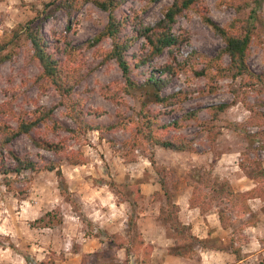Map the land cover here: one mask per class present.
Returning <instances> with one entry per match:
<instances>
[{
	"label": "rangeland",
	"instance_id": "obj_1",
	"mask_svg": "<svg viewBox=\"0 0 264 264\" xmlns=\"http://www.w3.org/2000/svg\"><path fill=\"white\" fill-rule=\"evenodd\" d=\"M50 1L0 0V47L11 38L14 31H21L30 18ZM53 1L55 5L60 0ZM171 1L127 0L115 13L121 15L122 12L130 13L133 9L142 10L143 23L152 24L162 16L164 8ZM219 2L220 0H205V5L208 16L218 24L224 25L235 13L231 7ZM106 22L107 13L91 2H86L74 11L69 25L66 14L61 9L57 10L54 16L47 17L42 22V33L48 39H54L57 45L63 48L67 42L74 45L85 42L101 30ZM174 29L176 33L185 29L188 35L186 41L174 53L176 60H183L191 50L213 55L224 45L221 37L193 13L179 17ZM141 41H137L131 47V52L138 54L144 52L140 47ZM110 44V40L105 39L94 48H84L78 56L84 66L83 71H86L87 67L93 70L78 83L74 95L83 101L87 112L86 119L97 124L115 121L118 112L129 116L133 108H136L134 100L129 96L122 94L120 97L123 98L119 99L120 102L114 103L100 91L101 85L111 84V87L115 88L114 86L122 82L121 71L114 61L99 64L101 57L98 55V50L109 48ZM9 51H11L10 45L0 48V54ZM30 53L29 44L20 40L16 53L0 63V103L10 101L16 113L20 109L32 110L36 106L53 107L54 116L59 124L74 126L65 115V109L58 104L57 93L53 89L40 91L34 84L33 78L38 73L39 67L37 62L29 57ZM58 57L64 59L62 53ZM224 60L227 62V58ZM167 61H169L168 54L163 52L152 61L133 69L132 74L135 79L142 81L148 75L149 69L163 65ZM248 62L254 71H264L263 32L253 37ZM219 84L220 88L216 93H201L204 80L195 78L190 72H182L174 76L163 90V93L167 94L182 89L188 92V97L181 105L166 108L159 116L161 122L180 119L185 112L198 110L197 120H186L178 131H172L191 139L195 152H173L146 145L131 153L121 146L122 141L130 135L125 129L106 133L101 137L97 131H89L75 137L64 128L51 132L43 125L33 131L32 134L40 137L61 141L67 152H81L84 162L74 165L60 155L37 148L29 136L24 134L17 136L10 147L20 156L35 160L40 165L54 162L59 166L73 205L60 195V178L54 172L26 171L14 181L12 188L0 184V264H31L49 257L54 260V264L71 263L73 255L68 252L78 249L80 243L84 242L83 238L93 239L95 243L100 242L104 237L87 236L85 234L87 229L96 232V229L101 227L107 233L122 235L126 217L132 211L138 217L141 212L149 210L158 220L153 212L151 200L154 193L152 191L159 189L160 186L157 182L158 176L148 160L151 151L154 153L157 165L164 168L163 172L168 180L171 195L176 190L188 186V181L191 184L195 183L198 176L207 171H211L212 176L216 178L230 181L234 186L235 183H239L236 180L242 175L238 167L239 161L242 159L244 161V157L248 156L250 159H260L264 162V120L258 121L257 125L261 126L251 125L248 122L250 112L240 102L232 104L212 120L207 107L229 102L233 97L230 92V84H232L230 78L221 80ZM248 99L250 102L264 99V92L261 94L250 92ZM155 108L163 110L160 106ZM261 110H264V107ZM5 119L11 125H16L14 117L5 116ZM208 124L216 125L220 131L213 142H210L205 128ZM256 131H262L260 137L247 136ZM111 182L119 185L120 189L112 190L109 185ZM136 188L143 192H152L149 199L146 201L136 196ZM163 204L161 200V206ZM253 204L255 205L256 202L254 201ZM51 209H59L63 217L61 224L51 228L30 226V221ZM242 221L238 217H234L231 221L230 229L234 235L228 236L227 243L233 238L238 246L243 245L244 264H258L259 260L264 258V247L261 242L257 243L256 239L253 242L248 241L250 239H247L241 231ZM88 222L93 223L94 227H90ZM259 228L263 229V233L264 215ZM9 244H13L14 248L9 247ZM115 249V246L108 248L101 243L95 253L104 254L99 260L113 262L117 254ZM140 251L139 253L146 254L142 249ZM136 252H133L132 260L137 262ZM196 254L191 260L192 263L198 261ZM114 264H134V262L115 261Z\"/></svg>",
	"mask_w": 264,
	"mask_h": 264
},
{
	"label": "trees",
	"instance_id": "obj_2",
	"mask_svg": "<svg viewBox=\"0 0 264 264\" xmlns=\"http://www.w3.org/2000/svg\"><path fill=\"white\" fill-rule=\"evenodd\" d=\"M126 1L60 0L54 5V1L51 0L44 4L41 11H37L36 15L30 18L21 31H14L11 38L1 45L0 48L10 45L11 51L0 54V63L10 59L16 53L20 40L29 44L31 51L29 57L37 62L39 67L38 73L33 78L34 84L40 91L53 89L57 93L58 104L65 109V115L74 126L59 124L54 116L53 107L36 106L32 110L20 109L16 113L10 101L0 103V184L12 188L14 181L26 171L54 172L60 178V195L73 205L65 180L62 179V171L56 163L49 162L40 165L35 160L20 156L10 147L11 142L17 136L24 134L30 137L37 148L60 155L71 164L77 165L84 162L81 152H67L61 141H53L32 134L41 125L46 126L51 132L64 128L75 137L89 131H97L101 137L106 133L125 129L130 135L122 141L121 146L131 153L146 145L173 152H195L191 139L172 131H178L186 120H197V109L185 112L180 119L168 122H161L159 119L166 108L181 105L188 97V92L182 89L163 93L171 79L182 72H190L195 78L204 80L201 93L214 94L219 90L221 80L231 79L232 100L207 107L212 120H215L232 104L240 102L250 112L248 122L253 126H261L257 123L264 120V110H261L264 107V99L250 102L248 94L264 92V71H254L248 58L253 37L261 32L264 33L263 0H220V4L231 7L235 13L233 18L224 25L218 24L208 16L205 0H172L164 8L162 16L152 24L143 23L142 10L133 9L130 13L122 12L121 15H116V10ZM154 1L157 0H150V2ZM86 2H91L107 13V22L91 38L78 45L67 42L63 48H60L54 39H48L43 35L42 22L47 17L54 16L56 11L61 9L65 12L69 25L74 11ZM188 13L198 15L205 25L221 37L224 45L215 54L207 55L191 50L183 60H176L174 53L186 41L188 35L185 29L176 33L174 26L179 17L186 16ZM105 39H109L111 44L109 48L98 50V55L101 57L99 64L114 61L121 71L122 82L114 86L115 88H112L111 84L101 85L100 91L114 103L120 102L119 99L123 98L120 97L122 94L129 96L134 100L136 108H133L129 116L118 112L115 121L108 124H97L86 119L87 112L83 101L75 97L74 90L78 83L93 70L87 67V70L83 71L84 66L78 56L84 48H94ZM140 40H142L140 47L144 52L141 54L131 52V47ZM163 52L168 54L169 61L149 69L148 75L142 81L135 79L132 74L133 69L152 61ZM61 53L64 55L63 60L58 57ZM157 106L162 107L163 110L156 109ZM5 116L14 117L16 125L13 126L6 121ZM205 128L210 142L215 141L220 133L219 128L214 124H208ZM261 132L256 131L247 136L258 138ZM148 160L158 176L157 182L160 186L154 191L153 200L158 199L164 202L162 206L160 205L158 220L174 240L173 245L168 248V253L192 258L199 248L209 246V238H199L192 233L189 224L179 219L178 206L172 202L168 180L163 172L164 168L157 165L152 151L149 153ZM238 166L248 178L253 180L254 187L242 192L235 191L228 180L212 176L211 171L202 172L195 183L191 184L188 181L192 189L189 206L198 208L199 212L204 214L215 204L218 219L224 227L231 225L232 216L240 218L252 213L248 200L259 198L264 201V162L246 156L244 161L243 159L239 161ZM109 185L112 190L120 189L119 185L114 182ZM135 194L144 198L138 188L135 189ZM262 211H264V206H262ZM134 213V211L128 213L123 235L107 233L101 227H98L96 232L87 229L85 234L92 237L104 236L100 242L108 248L114 246L119 249L123 248L126 260L138 249L148 254L151 245L144 243L138 231L137 215ZM254 217L255 215L252 218ZM252 220L250 217L249 222H253ZM62 221L63 217L59 209H51L43 212L29 224L32 227L51 228L61 224ZM88 224L94 227L93 223L88 222ZM9 247L14 248V245L9 244ZM218 249L231 252L236 261L241 260L240 248L234 245L233 238ZM102 257L104 254L83 253L82 264L102 262L114 264L116 261L99 260ZM31 264H54V260L49 257ZM258 264H264V260H260Z\"/></svg>",
	"mask_w": 264,
	"mask_h": 264
},
{
	"label": "crops",
	"instance_id": "obj_3",
	"mask_svg": "<svg viewBox=\"0 0 264 264\" xmlns=\"http://www.w3.org/2000/svg\"><path fill=\"white\" fill-rule=\"evenodd\" d=\"M239 167V166H238ZM240 168V167H239ZM242 175L238 176V182L235 183V186L229 181L235 191H246L255 186L253 180L248 178L244 172L241 170ZM158 189H154L156 191ZM152 191V192H154ZM150 192V191H149ZM143 192L140 190V193L144 195V199H149L150 194L152 192ZM192 189L191 186L188 185L182 190H176L175 193L172 194V202L178 206V217L179 219L191 226V231L193 234L198 236L199 238H209V246L207 248H199L197 250V259L196 263H192V258H187L183 256H175L168 253V248L173 245L174 240L167 233L165 227L161 224L159 220L154 218L151 215L149 210H145L141 212L137 217V227L138 231L142 236L145 244L151 245V250L148 254L139 253L141 249H138L135 256H137V262L132 260L133 253L130 254L128 260H126L125 252L123 248H116V261L129 263L130 261L134 262V264H144L147 262L150 264H244V256H243V245H239L234 241V245L240 248L241 260L236 261L234 254L229 251L219 250V247L225 246L227 244L228 236L234 235L232 229H230V225L224 227L217 215V207L214 204L207 212L201 214L198 208H192L189 206V198L191 196ZM256 202L254 205L253 202ZM125 204L121 202V204ZM151 204L153 205V212L157 215L159 214V208L161 205V200H151ZM159 204V205H158ZM248 205L252 211V213H248L242 217H240L243 221L241 231L244 233L248 241L253 242L256 239L257 243H262L264 247V232L262 233L261 228H259L260 221L263 219L264 211H262V206H264V201L259 198H251L248 200ZM115 206V203H114ZM129 207V206H128ZM153 214V215H154ZM253 215H255L254 218ZM236 218V216H234ZM234 217L232 220H234ZM253 219V222H249V219ZM126 223L123 227V232L125 230ZM255 231V233H254ZM123 235V234H122ZM84 242L80 243V247L78 249H73L68 254H72L73 262L72 264H82V255L83 253H92L95 252L97 246L101 245V242L93 243V239H89L85 237L82 239ZM92 242V243H91ZM77 248V247H76ZM264 260V258L260 259ZM259 260V261H260ZM68 262L67 260H65ZM66 263V264H71ZM99 264H111L107 262H102Z\"/></svg>",
	"mask_w": 264,
	"mask_h": 264
}]
</instances>
